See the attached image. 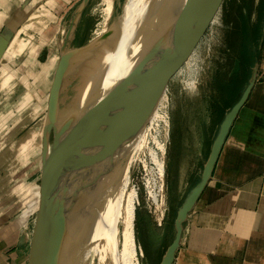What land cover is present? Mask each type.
<instances>
[{
    "label": "rangeland",
    "instance_id": "1",
    "mask_svg": "<svg viewBox=\"0 0 264 264\" xmlns=\"http://www.w3.org/2000/svg\"><path fill=\"white\" fill-rule=\"evenodd\" d=\"M80 1L62 2L60 4L61 9L55 8L56 10L50 12L53 19L48 22L50 25L48 30L43 31V34L36 32L32 35L38 45V40L41 41L43 36L50 40L45 45L43 52L46 57L54 47L57 49L51 55L58 53V43L63 39L62 28H67L69 25L71 16ZM126 1L121 0V6L124 7ZM134 1L136 4L139 0ZM21 5L22 1L20 0H0V23L4 21L3 24H5L6 21L9 22L8 19H13L14 12ZM228 6L230 7V3H227ZM238 7L236 3L233 5L232 12H234L235 17L228 18L225 24L223 23L225 9L223 3L203 34L190 44L186 50L172 57L166 65L169 99L166 110L170 127L166 142L164 197L159 196L158 174L151 158L152 152L159 153L157 142L164 140L165 131L161 122H155L154 124L148 122L146 124V140L143 139V143L141 141L143 147L135 150L133 155L135 157L132 158L129 169V188L138 192L135 232L137 245L143 252L139 256L140 264H160L161 258L172 240L174 219L184 196L183 190L180 191L179 186L174 184V181L178 182V178L173 180L172 175L174 174V178L178 177V173L182 176L184 166L190 163L193 164L197 160L202 163L204 159H207L210 147L208 143L205 144L203 141L205 137L213 132L214 126L219 125L221 122L225 110L235 99L246 69H248L244 63L243 50L248 46H252L253 43L248 30L250 21L240 15L241 12ZM105 8L104 0H90L79 19L76 36L71 44L72 47L86 44L96 37L97 31L103 28L107 17ZM117 9L115 3L113 22L116 15L121 13L122 7L119 10ZM31 10L32 7L24 12L26 13L25 16H28ZM23 14L21 18H23ZM222 24L226 26V29L221 28ZM21 37H25V35H21ZM92 63L93 61L83 66L78 73L73 74L67 82L64 95L70 92L75 81L81 80L90 68L85 67L92 65ZM37 70L39 72V66ZM28 75L27 68L20 70L18 77L14 79L16 86L14 99H4L6 104L12 103L17 98L23 99L27 88L31 87V90L36 94L34 102L27 103L26 108L23 109V113L28 114L29 120L24 123L17 122L12 131L0 139V165L4 166V172L8 176L14 174L12 181H6L10 190H5L9 200L14 198L13 202L16 205L14 217L26 215L28 220L25 228L31 232L34 228L36 214L40 209L38 199L42 197L40 175L43 137L42 139H35L29 147L26 146L25 150H22L21 142L30 129L40 127L42 124L44 116L42 109H39L37 113L35 109L37 105L44 103L46 91L39 86L38 82L36 83V81L30 79L33 77L32 74L30 77ZM26 76L27 81L21 82L20 80H23V77ZM77 91H79L78 88ZM4 95L6 96V94ZM2 98L5 97L0 95V100H3ZM8 106L6 109H8ZM64 108L66 109V107ZM25 110L26 112H24ZM19 132L21 133L17 137ZM132 135L133 132L130 134V138ZM37 190H41L37 197L27 201V198ZM152 191L154 195L158 196L157 201H154V198L152 199ZM13 206L14 204L10 207ZM142 238L144 240L140 243Z\"/></svg>",
    "mask_w": 264,
    "mask_h": 264
},
{
    "label": "crops",
    "instance_id": "2",
    "mask_svg": "<svg viewBox=\"0 0 264 264\" xmlns=\"http://www.w3.org/2000/svg\"><path fill=\"white\" fill-rule=\"evenodd\" d=\"M20 1L22 5L14 12L13 19L0 23L3 24L0 25V95L5 97L0 100V139L19 122L17 118L21 117L19 114L26 104L35 100L31 87L27 88L23 99L5 103L6 98L14 99V79L20 70L28 69V76H33L30 79L46 91L43 104L48 102L53 80L48 63L57 48L46 57L43 52L50 40L43 36L38 45L32 35L48 30V22L53 19L50 12L61 9L60 4L69 0ZM235 3L240 15L250 21L248 30L253 43L243 50V58L246 51L251 58L250 65L258 63L257 81L231 129L210 182L189 214L174 264H264V0H224L223 23L234 16ZM31 7V12L25 16L24 12ZM221 28L226 29V26L222 24ZM58 53L60 55L59 47ZM27 79L26 76L20 81ZM218 126L215 125L203 141L209 147ZM206 160L184 166L182 176L178 173L174 178L172 175L173 180L178 178L174 184L183 190L182 200ZM4 169L0 165V264H29L30 240L22 242L21 239L24 233L31 239L33 231L25 228L26 215L14 217V198L9 200L5 194V190H10L6 181H12L14 174L8 176ZM40 192L36 191L35 197Z\"/></svg>",
    "mask_w": 264,
    "mask_h": 264
},
{
    "label": "bare ground",
    "instance_id": "3",
    "mask_svg": "<svg viewBox=\"0 0 264 264\" xmlns=\"http://www.w3.org/2000/svg\"><path fill=\"white\" fill-rule=\"evenodd\" d=\"M192 1L139 0L135 4L134 0H127L117 17L120 25L118 39L104 45L99 59L85 67H90L88 72L80 81L73 83L68 94L64 95L63 91L62 117L106 93L127 72L134 59L166 31ZM104 3L107 17L96 37L111 27L115 15V0H104ZM65 32L66 27L62 28L63 36ZM59 59L58 53L50 58V73L55 72ZM168 100V72L165 67L143 101L129 115L121 116L106 127L99 141L101 145L83 146L76 154L72 165L75 175L72 200L77 210V222L64 244L65 264H140L139 256L143 252L137 245L135 232L138 192L129 188V169L135 150L143 147L141 141L146 140V124L161 122L165 131L164 140L156 141L159 153L152 152L150 157L158 174L159 196L164 197L166 142L170 127L166 110ZM39 109L44 114L42 124L27 132L21 142L22 150L35 139L43 137L48 102L37 105L36 113ZM17 119L24 123L29 116L22 113ZM152 195V199L157 201L158 196L153 191ZM35 196L34 192L27 201ZM38 202L42 203V197Z\"/></svg>",
    "mask_w": 264,
    "mask_h": 264
},
{
    "label": "water",
    "instance_id": "4",
    "mask_svg": "<svg viewBox=\"0 0 264 264\" xmlns=\"http://www.w3.org/2000/svg\"><path fill=\"white\" fill-rule=\"evenodd\" d=\"M90 0H83L73 12L62 41L58 43L60 59L53 75L43 133L41 156L42 203L36 215L30 240L29 264H65L64 244L76 226L77 210L73 206L75 175L72 165L84 147L101 145L102 132L121 116L129 115L146 97L154 80L172 57L186 50L201 36L221 9L224 0H193L181 16L131 63L127 72L104 94L62 117L61 96L75 72L94 61L108 42L118 39V15L111 27L86 44L72 47L76 29ZM119 10L121 0H115ZM118 12V11H117ZM99 54V55H98ZM258 63L237 102L228 108L214 134L209 155L196 182L188 190L176 212L172 240L160 264H174L180 249L185 224L210 182L224 145L242 108L255 87ZM100 135V137H99Z\"/></svg>",
    "mask_w": 264,
    "mask_h": 264
},
{
    "label": "trees",
    "instance_id": "5",
    "mask_svg": "<svg viewBox=\"0 0 264 264\" xmlns=\"http://www.w3.org/2000/svg\"><path fill=\"white\" fill-rule=\"evenodd\" d=\"M249 58H250V55L245 51L244 61H245V64H246L248 69H246V73H245L244 79L241 82V85L239 87V91H238L237 95L235 96V99L233 100V102L230 104V106L228 108H230L231 106H233L237 102V100L239 99V97L241 95V92H242V90H243V88H244V86H245V84L247 82V79H248V77L250 75V67H251V65H250L249 62H251V58L250 59ZM246 62H248V64Z\"/></svg>",
    "mask_w": 264,
    "mask_h": 264
},
{
    "label": "built area",
    "instance_id": "6",
    "mask_svg": "<svg viewBox=\"0 0 264 264\" xmlns=\"http://www.w3.org/2000/svg\"><path fill=\"white\" fill-rule=\"evenodd\" d=\"M35 222V221H34Z\"/></svg>",
    "mask_w": 264,
    "mask_h": 264
}]
</instances>
